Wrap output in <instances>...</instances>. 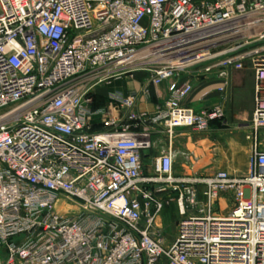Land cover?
I'll use <instances>...</instances> for the list:
<instances>
[{"label": "built area", "instance_id": "obj_1", "mask_svg": "<svg viewBox=\"0 0 264 264\" xmlns=\"http://www.w3.org/2000/svg\"><path fill=\"white\" fill-rule=\"evenodd\" d=\"M194 70L252 73L245 175L174 173L175 130L225 120L181 105ZM136 71L169 81L153 114L136 91L94 107ZM0 264H264V0H0Z\"/></svg>", "mask_w": 264, "mask_h": 264}, {"label": "crops", "instance_id": "obj_2", "mask_svg": "<svg viewBox=\"0 0 264 264\" xmlns=\"http://www.w3.org/2000/svg\"><path fill=\"white\" fill-rule=\"evenodd\" d=\"M236 75L232 76L233 78H238L240 76V71L236 70ZM141 72V73H139ZM192 71L188 72V74H184L181 76L182 80L189 81L192 84V91L187 96V98L183 99L181 102L182 106L192 108L195 111H200L203 109L211 108L216 105H222V103L226 100L225 98V92L227 85L223 82L224 79H219L215 75H203L199 74V76H193L191 73ZM196 77L201 80V83L205 81H208L210 79H213V83L209 88L214 89L213 92L210 94H207V89H201L199 92L193 93L194 90V83L196 80ZM230 78V71L228 72V76L226 80H229ZM169 81H164L161 84L152 85L150 82V73L144 72V71H136L132 74H128L118 80H113L109 84H106L104 86H101L98 88V95L100 96H107L110 93H120L122 95H126L129 92L136 91L138 92V102L136 103L135 109L138 112L147 113V114H153L157 107L167 98L168 96V87ZM223 86V92H219L218 88ZM216 89V90H215ZM246 90L250 93L252 96V102H253V76H252V83L247 81L246 79ZM222 102V103H221ZM222 107V106H221ZM224 107V106H223ZM249 114H246V119L243 117V122L240 124L242 126V131L244 132V138L241 141H237L238 136L235 135V132L229 131L226 129V131L219 128L217 123H220V121H214L210 124L209 129L205 132H208V136H204V138L201 140L197 148H199V152L202 155V162L209 161L208 153L210 150L212 153H214L213 160H212V167H214L212 170H210L207 174H199L196 176H206L211 173H214V171L217 170H224L231 174L242 176L245 175L247 172V162L240 163V165L236 166L234 164V157L237 152L242 153L243 156H246V159L248 158V155L250 153L251 144L250 141L245 138V133L248 132V123L250 120ZM97 121V118H96ZM223 121V120H222ZM246 121V123H245ZM96 129L98 128L97 125ZM185 128H177L174 132L173 141H172V148H173V142L181 138L180 135L183 134V132H186ZM226 132L228 135L226 136V141L222 143V139H220L221 135H224L223 133ZM152 140L155 143V147L153 150L145 152L144 155V161H151L152 156L158 155L161 147L157 146V143L161 140L165 142V135L159 133H155L152 136ZM241 145H240V144ZM237 145V146H236ZM226 148H225V147ZM175 152L177 153L176 149L173 148ZM226 151V152H225ZM178 155V153H177ZM248 161V159H247ZM150 162H146V165L148 166ZM177 163V156L174 160V168ZM204 164V165H206ZM211 165V164H210ZM183 173H185V169L182 170ZM177 174L178 176H190L185 174ZM160 217V216H159ZM159 219V218H158ZM171 243V242H170ZM169 243V244H170ZM168 244V245H169ZM167 245V246H168Z\"/></svg>", "mask_w": 264, "mask_h": 264}, {"label": "rangeland", "instance_id": "obj_3", "mask_svg": "<svg viewBox=\"0 0 264 264\" xmlns=\"http://www.w3.org/2000/svg\"><path fill=\"white\" fill-rule=\"evenodd\" d=\"M236 70L230 71L229 80H224L223 82L227 85L225 98L226 100L222 103V108L224 110V119L217 123L220 129L226 131H233L235 135L238 136L237 141H241L244 138V132L242 131V126L240 125L243 121V117L246 119V114L251 115L253 110V102L252 96L246 90V79L247 81L252 83V73L249 70H241L240 76L238 78H233L232 76L236 75ZM141 73V72H139ZM193 76H199L201 74L199 71H192ZM210 75H215L211 73ZM209 76V75H208ZM213 83V79L205 81L201 83V80L196 77L194 83L193 93L199 92L201 89H207V94H210L214 91V89L209 88ZM98 89V88H97ZM213 90V91H212ZM216 90V89H215ZM224 106V107H223ZM251 117V116H250ZM246 123V121H245ZM208 132H193L191 130H186L183 132L181 138L175 143L173 142V148L176 149L177 155V163L174 168V173L182 174V170L185 169V175H189L188 177H197L199 174H207L212 170L213 163V154L212 151L208 153L209 161L207 164L202 162V155L200 154L199 148L197 146L207 135ZM209 134V133H208ZM221 135L220 139H222V143L226 141V136L228 135L226 132ZM240 144V143H239ZM241 145V144H240ZM237 146V145H236ZM225 147V146H224ZM226 148V147H225ZM226 152V151H225ZM248 159V158H247ZM246 156L242 153L237 152L234 157V164L236 166L240 165L242 162H247ZM146 162H151L145 161ZM149 164V163H148ZM206 164V165H204ZM211 164V165H210ZM152 172L151 169H146V173ZM165 199V196H164ZM230 208V202H226L224 199L219 198L218 202L213 205L214 213L217 215H225ZM179 219L178 209L175 203L169 202L165 203L164 207L160 212V217L158 219V227L161 232L162 237L164 238V245L167 246L171 241L173 236L175 235L176 227L175 224Z\"/></svg>", "mask_w": 264, "mask_h": 264}, {"label": "trees", "instance_id": "obj_4", "mask_svg": "<svg viewBox=\"0 0 264 264\" xmlns=\"http://www.w3.org/2000/svg\"><path fill=\"white\" fill-rule=\"evenodd\" d=\"M106 98L100 95H96L95 96V100H94V107H98V106H102L106 103Z\"/></svg>", "mask_w": 264, "mask_h": 264}]
</instances>
